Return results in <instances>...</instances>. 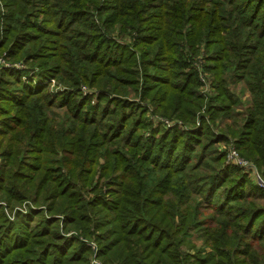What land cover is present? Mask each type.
<instances>
[{
	"label": "trees",
	"instance_id": "16d2710c",
	"mask_svg": "<svg viewBox=\"0 0 264 264\" xmlns=\"http://www.w3.org/2000/svg\"><path fill=\"white\" fill-rule=\"evenodd\" d=\"M0 56L39 84L0 73V202L39 208L0 206V264H264V190L215 148L264 179V0H0ZM200 73L199 129H151L143 103L196 125Z\"/></svg>",
	"mask_w": 264,
	"mask_h": 264
},
{
	"label": "rangeland",
	"instance_id": "374dc122",
	"mask_svg": "<svg viewBox=\"0 0 264 264\" xmlns=\"http://www.w3.org/2000/svg\"><path fill=\"white\" fill-rule=\"evenodd\" d=\"M115 37V40L119 43H121V41L123 42H130L131 39L127 38V39H122L118 36V34H114L113 35ZM131 47H134L133 42H131ZM135 48V47H134ZM204 61L201 59L198 64L196 63L197 68L199 67V65H203ZM2 65V67H1ZM3 65H8L6 68L3 67ZM5 69H18V71H28V76L26 78H31L34 77L32 81L31 86L35 87L39 84H35L34 81L36 79V77L34 76L38 70L35 71H31L30 69L28 70L26 64L24 62L21 63H15V64H10L9 62H7L3 56H0V73L5 70ZM202 69V68H201ZM25 75V74H23ZM209 77H211V75H207ZM22 80H28L22 78ZM200 84L198 87V94L200 97H202V101H203V106L201 111L198 113V117H197V122L195 126H191L186 124L184 121H182L179 118L176 119H170L168 117L159 115L155 112L154 108H152V106L149 103H143L142 106L145 107L147 113H146V121L148 123H150L151 125V129L152 128H161L162 131H171V130H175L177 129L180 132H193L196 131L197 129H199L200 126V118L205 115L206 113V109H207V104L210 101V99L214 96H216L217 92L216 89L213 87L212 81H210V79L206 78V76L204 75V73H202V75L200 76V80H199ZM44 85L48 86V93L49 95H57L60 92H65L67 90H70L71 88H68L65 84L55 80V79H47L46 81H44L43 83ZM244 88V89H243ZM232 89L235 91V93H237L240 96V101L239 103L235 106V110L237 111L236 113H242L244 112V110L250 105V101H251V97L250 94L248 93V91H246L245 86L242 83H237V84H232ZM75 90H79L81 92L82 95H90V97L92 98L93 101H96V95H97V89L96 88H90L86 83H81V85L79 86V88H75ZM129 100L134 101V99H138L136 98L135 95L132 94V91H130L129 95L127 96ZM139 100V99H138ZM163 119L165 120H170V121H176L179 122L173 126L168 127L164 122ZM175 128V129H174ZM215 136L219 137V134H222L224 132H226L228 130V126H227V122L224 123H220L219 121L214 125L213 123V128H212ZM145 137H149L150 136V132H146ZM158 137V136H157ZM231 138H228V142L222 141L221 137L217 140L216 144H215V148L217 150L218 153H227L231 148L235 147L233 146V141H229ZM227 156V155H226ZM1 159V165L3 163L2 158ZM227 159V158H226ZM225 159V161H226ZM97 179V178H96ZM93 194L90 193L89 196H92ZM29 205L32 207V209L37 210L39 209L35 204V206L31 203H29ZM29 205H27L26 203L22 204L21 206H17V207H8V205L1 201L0 202V206L3 207L5 213L9 216V217H14L16 210H23L24 212L27 211V209L29 210ZM15 210V211H14ZM62 234L68 239V238H72L74 236H79V234H81L80 232L76 231V230H70V231H65L64 227L61 226L60 227ZM84 242H86V240L84 238H81ZM200 245V243H199ZM92 250H93V254L90 258L89 263L90 264H102V262L98 259V246L95 242H93L91 244Z\"/></svg>",
	"mask_w": 264,
	"mask_h": 264
},
{
	"label": "built area",
	"instance_id": "2783aa9c",
	"mask_svg": "<svg viewBox=\"0 0 264 264\" xmlns=\"http://www.w3.org/2000/svg\"><path fill=\"white\" fill-rule=\"evenodd\" d=\"M8 65H3V67H7ZM2 67V65H1ZM202 73H200V76ZM163 122L168 126H173L179 122L170 121L163 119ZM226 165L235 167L239 170L240 173L246 174L250 180H252L257 186L264 190V179L261 174L257 170L256 166L253 165L250 161L243 159L237 149L235 147L231 148L226 154ZM0 167H1V159H0ZM1 175V171H0Z\"/></svg>",
	"mask_w": 264,
	"mask_h": 264
}]
</instances>
